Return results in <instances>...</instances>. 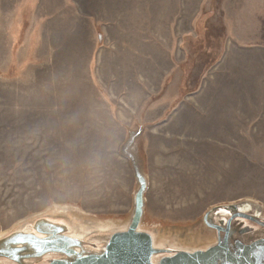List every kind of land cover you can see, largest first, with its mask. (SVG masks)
<instances>
[{"label": "rangeland", "instance_id": "rangeland-1", "mask_svg": "<svg viewBox=\"0 0 264 264\" xmlns=\"http://www.w3.org/2000/svg\"><path fill=\"white\" fill-rule=\"evenodd\" d=\"M131 134L144 228L192 246L213 206L264 217V0H0V236L124 224Z\"/></svg>", "mask_w": 264, "mask_h": 264}, {"label": "water", "instance_id": "water-1", "mask_svg": "<svg viewBox=\"0 0 264 264\" xmlns=\"http://www.w3.org/2000/svg\"><path fill=\"white\" fill-rule=\"evenodd\" d=\"M133 138L122 149L137 182L124 224L87 228L63 216H40L0 236V264H264V217L250 201L204 212L201 223L213 234L204 244L184 246L176 229L168 237L167 229L144 228L147 180L130 150Z\"/></svg>", "mask_w": 264, "mask_h": 264}]
</instances>
